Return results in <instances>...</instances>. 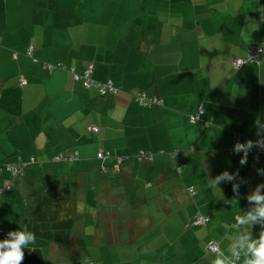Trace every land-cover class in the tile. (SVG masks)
<instances>
[{"label": "crops", "instance_id": "1", "mask_svg": "<svg viewBox=\"0 0 264 264\" xmlns=\"http://www.w3.org/2000/svg\"><path fill=\"white\" fill-rule=\"evenodd\" d=\"M251 45L262 50L260 64L234 69ZM87 80L117 92L100 96ZM138 91L161 104L141 106ZM198 108L204 127L189 121ZM259 139L264 0H0V164L35 162L12 189L0 175L7 194L0 213L22 212L28 185L77 203L69 244L36 238L27 245L42 249L46 264L102 261L84 247L127 229L129 245L112 252L109 264H214L209 242L225 264H244L237 238L257 240L264 230V218L235 220L257 207L249 199L257 190L264 195V157L253 146ZM249 143L246 154L230 155ZM100 151L110 158L97 160ZM141 152L153 161L139 160ZM72 155V163L53 161ZM224 173L231 179L213 183ZM123 201L131 216L116 229L102 206ZM88 214L100 224L87 228ZM196 214L208 222L191 225Z\"/></svg>", "mask_w": 264, "mask_h": 264}, {"label": "trees", "instance_id": "2", "mask_svg": "<svg viewBox=\"0 0 264 264\" xmlns=\"http://www.w3.org/2000/svg\"><path fill=\"white\" fill-rule=\"evenodd\" d=\"M253 46L259 47V45L249 46L245 57L248 54L249 48ZM247 64H253V65L258 66L260 63L259 64L246 63L244 65H247ZM233 68L236 69L234 66ZM112 89H113L112 92L108 91L104 94H100V93L99 94L100 96H106L108 94H115L117 92V89H115L113 86H112ZM133 98L141 106H150L153 104L159 106L161 104L156 98L147 97L143 91H138L137 93H135L133 95ZM142 101H145L147 105L143 104ZM202 114H203V110L201 108H198L196 112L189 117V121L192 124H196V125L200 124L202 127H204L206 123L202 119ZM256 142L257 141L253 142V146L255 145ZM230 149H229L230 155L232 156L242 155V153L235 154L233 153L234 149L233 150H230ZM255 152H256V149H255ZM99 154L101 155V157H98ZM175 155H176L175 152L170 154L172 159L175 157ZM107 158H110V153H107L105 151L98 152L97 160L104 161ZM137 158L143 162L150 163L153 161V154L141 152ZM55 159L53 158L54 162L66 161V163L68 162L72 163L73 161H75L76 155H72L70 157L68 156L65 158L56 156ZM6 163H9V162H4L0 164V175L4 177L3 174L4 173L7 174V176L5 177V180H7V183L11 186V189H12L18 184H21V181H24L25 169H27L30 165L34 164L35 162L34 160H29L28 162H22L20 159H17L14 162V164L16 165L19 164L20 167H19V173L16 174L15 176H13L12 173L6 169V166L3 167L4 164ZM9 164H12V163H9ZM117 165L119 166L120 164L118 163ZM103 168L106 169V167L102 166V170H104ZM116 171L117 172L115 173V175L120 173L121 170L119 171L116 170ZM32 187H33L32 185L30 186L28 185V188L30 190V194L28 196L29 200L24 202V205L22 208V215H21V217H25L30 220L29 232L34 234L37 239L43 240L49 244H57V245L69 244L70 238L72 237L73 230L75 229V226L79 223L76 200L72 197H68L63 194L47 193L43 191L38 192L34 190ZM3 188L4 186L0 188V197L4 193V191L2 192ZM186 191H187V194L191 198H194L195 195L197 194L196 189L192 186L188 187ZM198 216H203L207 218V221L201 225H194L193 222L195 221V218ZM208 220L209 218L207 216L196 214L192 218L190 224L194 226H204L208 222ZM11 238L12 237L9 236V232H6L5 230L0 229V241L11 239ZM210 243H214V242H209L208 244ZM207 250H208V245H207ZM23 252H24V259L22 261V264H46L45 252H43L42 249L30 248L29 246H25L23 248ZM208 252L212 254L209 250ZM217 252H218L217 254H219L218 247H217ZM217 254H212V255H217ZM234 261L236 262V258L233 260L232 264H235Z\"/></svg>", "mask_w": 264, "mask_h": 264}, {"label": "clouds", "instance_id": "3", "mask_svg": "<svg viewBox=\"0 0 264 264\" xmlns=\"http://www.w3.org/2000/svg\"><path fill=\"white\" fill-rule=\"evenodd\" d=\"M247 147H251V143L248 145H236V150H244ZM246 162L245 158L241 160V163ZM229 178L227 173H224L222 177H217L216 181L213 183H218L223 178ZM250 200L255 201L257 207L254 211H250L246 216L235 217L237 225H245L250 222L257 221V218H264V195L259 194V190L253 196L249 197ZM11 239H6L0 241V264H22L24 259L23 248L30 243H34L36 237L34 234L21 230L17 232L9 233ZM238 243L235 247L239 250H243V255L245 257L244 264H264V230L261 231L259 239L252 240L249 235H243L237 238ZM241 253L239 251L233 252V255L239 257ZM214 264H225V260L220 258L217 254V258Z\"/></svg>", "mask_w": 264, "mask_h": 264}, {"label": "rangeland", "instance_id": "4", "mask_svg": "<svg viewBox=\"0 0 264 264\" xmlns=\"http://www.w3.org/2000/svg\"><path fill=\"white\" fill-rule=\"evenodd\" d=\"M122 188V187H121ZM6 192L3 193V197H7L5 194ZM1 196V197H2ZM4 200L5 198H1V200ZM121 204H128V202H119ZM119 203H117L115 206L113 207H106V205H103L102 208H105V211L108 212V214L116 217L114 218V220L112 221V224L111 226L116 229H118V221H119V226L121 227L122 224H124V227L129 223V216H131V212L129 213V208L125 205L124 207H122V209L119 208ZM12 204V203H11ZM18 207H19V204H18ZM91 211L92 209L89 208ZM97 209H99V207H97ZM80 213H82L83 211L82 210H79ZM124 211H128V215L127 217H122L120 216V213H123ZM21 212V211H20ZM20 212H17V210L15 209H12L10 213H5L4 211H2V213H0V226L1 227H4L6 229H9L7 231L9 232H12L14 229L17 228V230L21 231V230H24L25 231V223L28 224V219L25 218V217H20L17 213H20ZM21 215H22V212H21ZM105 216V215H104ZM103 216V218H104ZM107 216V215H106ZM86 218V221H85V224H86V227L87 228H90L92 224H96V225H99L100 224V221L101 219H92L90 218L89 214L87 216H85ZM81 224H84V222H81ZM100 229L101 232V235L104 234L106 232V227L104 226H100L98 227ZM105 239H101L100 240V245L101 246H91V247H88L89 244H87L86 247H84V253L86 254H90L91 256L94 255V253L98 254L100 253V255H102V261L98 260L99 262H96L94 263L92 261L93 264H109V255L112 254V252H117L118 251V248H125L129 245V230L127 229L126 232L124 233H121L118 232L115 233V232H112L111 234H107L105 235ZM84 240V239H83ZM112 242H115V243H112ZM126 243L125 245H123V243ZM103 245V246H102ZM114 256V254H113ZM98 257V256H97ZM88 261V260H86ZM46 262L48 263L49 260L46 258ZM83 262V260L81 261ZM90 261H88V264H92ZM83 264V263H81Z\"/></svg>", "mask_w": 264, "mask_h": 264}, {"label": "built area", "instance_id": "5", "mask_svg": "<svg viewBox=\"0 0 264 264\" xmlns=\"http://www.w3.org/2000/svg\"><path fill=\"white\" fill-rule=\"evenodd\" d=\"M261 54H262L261 48L258 47V46H253V47L249 48L248 54H247V56L245 58H239V59L234 60L232 62V65L236 69H238V68H240L241 66H243L246 63H257V64H259L260 63V59H261ZM86 73L88 74L89 71H87ZM23 84H24V81L21 80L20 81V85H23ZM85 85H94L95 87H98L100 94H104V93H106L108 91L109 92L113 91L112 85L109 84V83L104 84V85L101 86L98 83H94L93 81L87 80L85 82ZM142 102H143V104H146L145 101H142ZM89 131L93 132V133H97L98 132V128L91 127V128H89ZM254 149H256V154H257L258 157H264V140H262V139L257 140V142L254 145ZM247 152L248 151L245 150V149L244 150H240V151L233 150V153H235V154H237V153L246 154ZM98 157H101V155L99 154ZM146 160H148V159H146ZM5 166H6V169L9 172H11L13 176H15L16 174L19 173V167H20L19 164L16 165L14 163L13 164L6 163V164H4L3 167H5ZM206 221H207V218H205L203 216H198V217L195 218V221L193 222V224L194 225H201V224H204ZM208 250L212 254H217L218 253L217 252V246L214 243L208 244Z\"/></svg>", "mask_w": 264, "mask_h": 264}]
</instances>
